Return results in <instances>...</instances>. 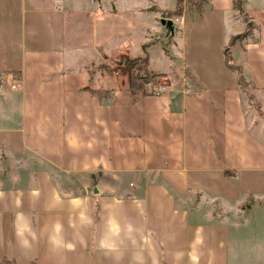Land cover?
Here are the masks:
<instances>
[{
	"label": "crops",
	"instance_id": "crops-1",
	"mask_svg": "<svg viewBox=\"0 0 264 264\" xmlns=\"http://www.w3.org/2000/svg\"><path fill=\"white\" fill-rule=\"evenodd\" d=\"M165 1L0 0V260L264 264V240L241 234L256 226L252 208L264 218V120L222 57L238 16L231 0H207L199 15L168 19L154 10L173 7ZM243 8L255 40L230 50L264 103V0ZM159 28L174 51L161 71L149 55ZM145 43L149 69L193 78L130 95L113 63ZM98 61L111 73L89 80ZM95 171L120 192L90 187ZM251 249L255 261H243Z\"/></svg>",
	"mask_w": 264,
	"mask_h": 264
},
{
	"label": "trees",
	"instance_id": "trees-1",
	"mask_svg": "<svg viewBox=\"0 0 264 264\" xmlns=\"http://www.w3.org/2000/svg\"><path fill=\"white\" fill-rule=\"evenodd\" d=\"M244 0H231V8L236 12V15L240 18L242 22L241 31L230 36L227 45L222 49V57L224 65L234 72L236 84L238 90L244 95L247 101L251 105H255L254 98V87L250 81H248L243 73L241 66L231 60V52L230 47L234 44L243 45L247 41H254L255 38L253 36L254 31L257 30L258 26L256 23L251 20L244 8H243ZM207 3V0H174L173 7L170 9H157L154 8L156 12L159 13L161 17L173 19L176 16H180L184 13L187 14H197L199 15L203 10L204 6ZM147 43L141 45V54L128 57L126 55H120L114 63L117 66H122L126 70L127 74V90L130 95H135L138 92H141L144 95H147L145 92V86L149 83H157L163 76V73L153 71L148 67V54L146 51ZM166 53V49H163ZM86 71L89 76V80L92 78L94 72L97 69L102 70L106 74H110L111 70L104 62H95L88 65ZM6 71L0 70V85H2V73ZM183 76H187L189 79H192V75L187 68L183 71ZM83 91H87L91 96L95 97L99 103L107 104L112 100V90L106 88H96L93 89L91 86L86 85L82 87ZM0 264H14L9 260L2 259L0 260ZM34 264V263H31Z\"/></svg>",
	"mask_w": 264,
	"mask_h": 264
},
{
	"label": "rangeland",
	"instance_id": "rangeland-1",
	"mask_svg": "<svg viewBox=\"0 0 264 264\" xmlns=\"http://www.w3.org/2000/svg\"><path fill=\"white\" fill-rule=\"evenodd\" d=\"M155 1H158V0H155ZM256 1L257 0H248V4L253 5V4H255ZM162 2H163L162 4H165L166 6H168V4H169L168 1H165V0H162ZM169 21H171V20H169ZM160 23L161 24H164L163 23V20H161ZM171 23H172V21H171ZM235 24H236V27L238 28V30H240L241 29L242 22H241V20H240L239 17L235 20ZM172 25H173V23H172ZM172 28H173V26H172ZM154 37H156L158 39V46L155 47V48H152L149 51V55H150V57L152 59V64L154 66H156L155 69L158 70V71H161V70H164L165 68L168 67V63H169L168 62V60H169L168 59L169 58L168 54L169 55H172L174 51H173V49L171 47L172 43H171L170 36L166 32H164V28H159V31L154 34ZM164 48L166 49L167 53L164 52V50H163ZM230 51H231V54H230L231 55V60L237 62V55H236V53L233 50H230ZM179 53L182 56L184 52H183V50H181ZM184 54L185 55L187 54V47L185 49V53ZM113 64H114L113 69H114V71L117 72V77L118 78H121L122 74L124 73V70H123L122 66H117L115 63H113ZM226 69L230 73H234L231 70H229L227 67H226ZM174 72H176V71H174ZM102 73H105V72L102 71ZM102 73H101V75L104 76L105 74H102ZM183 77L184 76H182V73L179 71L177 74L174 73V74H172L170 76L162 77L158 81V83L165 84V85H168L169 86L170 84H174L175 83V78H178L181 81V79H183ZM98 79L100 80V76H99ZM181 82L184 83L183 81H181ZM254 98H255V102H256L255 105H251L247 101L246 98H244V105L246 107V110L253 114L252 116H254L255 120L258 123L257 126L260 127V122L262 123L263 120H264V115H262L263 112H264V103H262V102L259 103L258 102L259 100H256V99H258V98H256V95H254ZM258 111H260V113H261V116H260L261 118L257 116ZM112 180L113 179H112V175L111 174H107V173H102V172L95 171L94 172V175L91 178V181H89V186L91 187V186H93L95 184L94 186H99L100 188L106 189L107 187L108 188L110 187V189H113L114 191L120 192L116 188V186L114 185L115 183L112 182ZM72 184H76V183L75 182H72ZM244 202L247 204L248 203V199H246ZM245 205H243V206H245ZM252 212H253L254 217H255V223L256 224L255 223L254 224L256 226H253L252 230H250V228H249V229H246L244 231H241V234L242 235H245L248 232H254V233L258 234V237L256 236V234H254L253 238H251V241H252L251 243H253L254 241L259 243V242H261V241L264 240V234H263V232H264V218L262 217V212H261V209L259 207L252 208ZM254 238H256L257 240H255ZM262 244L263 243L261 242V245ZM250 251H251V253H250L249 257L246 256L245 259H244V256L241 257L243 259V261L244 260L245 261H248V262L255 261V258L253 257V254H252L253 253L252 252L253 250L251 249ZM254 264H256V263H254Z\"/></svg>",
	"mask_w": 264,
	"mask_h": 264
},
{
	"label": "built area",
	"instance_id": "built-area-1",
	"mask_svg": "<svg viewBox=\"0 0 264 264\" xmlns=\"http://www.w3.org/2000/svg\"><path fill=\"white\" fill-rule=\"evenodd\" d=\"M168 88H169L168 85L161 84L158 82L157 83H149L145 86V92L147 95L157 96V95H161L164 92H166Z\"/></svg>",
	"mask_w": 264,
	"mask_h": 264
},
{
	"label": "water",
	"instance_id": "water-1",
	"mask_svg": "<svg viewBox=\"0 0 264 264\" xmlns=\"http://www.w3.org/2000/svg\"><path fill=\"white\" fill-rule=\"evenodd\" d=\"M163 23H164L165 27L167 28V30L171 32L172 31V23H171V21L165 20V21H163Z\"/></svg>",
	"mask_w": 264,
	"mask_h": 264
}]
</instances>
